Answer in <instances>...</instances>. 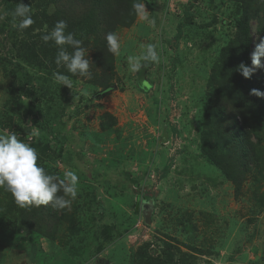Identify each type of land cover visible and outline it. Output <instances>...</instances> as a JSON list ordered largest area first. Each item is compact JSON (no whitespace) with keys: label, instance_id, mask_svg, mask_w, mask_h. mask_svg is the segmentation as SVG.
Wrapping results in <instances>:
<instances>
[{"label":"rangeland","instance_id":"1","mask_svg":"<svg viewBox=\"0 0 264 264\" xmlns=\"http://www.w3.org/2000/svg\"><path fill=\"white\" fill-rule=\"evenodd\" d=\"M20 2L6 7L0 0V11L9 13L0 21V130L21 139L30 134L26 142L51 175L64 180L72 170L79 181L70 206L42 215L50 220L41 232L14 225L13 197L0 188V264H128L145 244L166 257L163 242L186 264H264V116H237L252 149L244 169L222 136L229 118L220 122L211 113L224 102L207 96L238 45L236 20L252 15L251 53L264 39V0H142L155 26L136 12L129 26H115L120 54L94 67L92 44L93 77L71 78L72 89L53 79L61 66L51 75L38 70V60L49 57L43 60L37 46L51 29L14 27L11 13ZM22 2L32 14L44 4ZM149 43L161 62L145 69L144 93L127 56ZM95 75L116 88L99 87Z\"/></svg>","mask_w":264,"mask_h":264},{"label":"trees","instance_id":"2","mask_svg":"<svg viewBox=\"0 0 264 264\" xmlns=\"http://www.w3.org/2000/svg\"><path fill=\"white\" fill-rule=\"evenodd\" d=\"M3 1L6 7L10 6V0ZM131 1L134 2V0H40V3H44L42 4L43 8L40 6L41 9H39L40 7L37 5V11L32 15L35 21L34 25L40 28L48 26V28L52 29L58 20L63 19L67 21V30L74 32L76 37L83 41V47L88 50L94 45L93 48H96L93 58L95 61L94 67L98 68L103 65L102 61L108 58L107 56L110 53L105 39L107 33L112 32L118 24L129 26L133 21L135 10L129 11L126 9L129 6L133 7V4L130 3ZM77 9H85V12L77 13L78 15H76L75 11ZM68 11H70V16L66 14ZM251 22V14L250 16L242 15L236 20L235 27L238 45L235 51L232 52V55L228 59L222 61L223 64L218 69L220 76L218 86L215 88L211 87L207 95L209 99H214L215 101L222 100L224 102L220 107H213L211 113L215 116V119L220 122L225 121V117L229 118L226 121L227 126L223 128L226 132L224 131L225 133L223 132L222 136H227L226 142L232 144V152L235 156L240 154V157L243 159L244 169H248L247 160L252 153V149L248 140V132H242L240 130L237 116L242 110L252 113L258 112L264 116V96L257 97L250 94L253 89L264 93V67L263 71L257 74L254 71L249 79H245L238 70V65L241 63L251 66ZM260 22H262V24L258 29L259 34L264 32V21L260 20ZM187 25H190V23L187 22ZM182 26L183 25L180 24L177 28L178 35L181 33ZM37 47L43 56V60H47V57H49L48 63H42L43 61L38 60L41 64V68H38V70L51 75L54 69H56L55 56L57 47L53 42H48L47 44L42 42ZM69 51H71V49H69ZM34 56L33 52L29 54L27 58H33ZM17 69H19L18 65ZM60 69L63 74L68 75L70 78L79 76L69 74L64 70V66H61ZM145 69H142L137 76L139 90L144 93L149 90V87L145 86L147 81L141 78L144 75ZM92 77L93 76H91V78ZM95 77L101 82L99 85L97 84L99 87L103 89L112 87L106 76L101 77L95 75ZM26 84H30V82L26 81ZM13 105H11V108H16L15 103ZM49 129L50 128H47V131H49ZM54 130L55 129L51 128L50 132L52 133ZM92 141L96 143L97 138H93ZM60 158L61 155H56L53 158V162ZM44 162L45 161L40 160L38 164L45 169L47 174H52V171L44 167ZM9 200L11 201L8 203V207L12 209V216L16 213L14 225L19 222L22 228H27L31 231L37 230L41 232L45 223L44 221L50 220L42 215L46 213L52 216V209H54L51 204L20 207L15 203L13 198L10 197ZM139 204L140 203L136 202L135 207H139ZM163 244L164 249H162V254L166 253V257L153 256L152 254L154 251H149L151 246L145 244L138 252L142 249H145V251L136 254L137 260L135 256H132L134 259L132 258L128 264H186L183 260L177 258L169 246H165L166 243L163 242Z\"/></svg>","mask_w":264,"mask_h":264},{"label":"clouds","instance_id":"3","mask_svg":"<svg viewBox=\"0 0 264 264\" xmlns=\"http://www.w3.org/2000/svg\"><path fill=\"white\" fill-rule=\"evenodd\" d=\"M145 5L142 0H134L133 9L140 20L154 27L156 22L150 18ZM32 12L31 6L25 5L21 0L11 13L13 26L21 31L29 28L35 23ZM8 15L9 13L0 11V21ZM67 29V21L58 20L50 31H46L41 36V39L45 44L53 42L57 47L55 56L57 66H64L72 75L90 79L92 62L88 57L89 51L83 47V41ZM105 39L108 51L113 55H119L121 43L118 35L109 32ZM262 58H264V39L260 40L251 54V66L243 63L238 65L241 75L245 79L251 78L257 68L264 67L261 63ZM160 62L161 55L153 43L146 44L141 54L127 56L128 68L132 73H139L142 69ZM53 79L61 86L73 88V81L68 75L54 72ZM250 94L257 97L264 96V93L256 89ZM31 138L30 134L25 139H21L14 131L0 130V188L10 192L15 203L20 207L51 204L54 208L64 209L70 206L77 196L79 177L72 170L65 172L64 180H58L55 175L47 174L38 164L36 148L30 142H26ZM61 192L63 195L59 194Z\"/></svg>","mask_w":264,"mask_h":264},{"label":"water","instance_id":"4","mask_svg":"<svg viewBox=\"0 0 264 264\" xmlns=\"http://www.w3.org/2000/svg\"><path fill=\"white\" fill-rule=\"evenodd\" d=\"M115 88H116L115 86L112 87V89H115ZM162 141H163V142L166 141V136H165V134H164V136H163ZM149 222H150V218H149V216L146 215V216H145V219H144V223H145V225L149 224Z\"/></svg>","mask_w":264,"mask_h":264}]
</instances>
